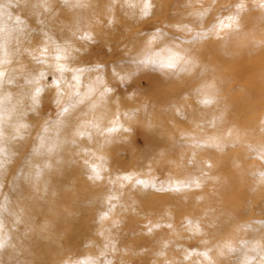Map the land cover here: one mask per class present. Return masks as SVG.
<instances>
[{
    "label": "clouds",
    "instance_id": "clouds-1",
    "mask_svg": "<svg viewBox=\"0 0 264 264\" xmlns=\"http://www.w3.org/2000/svg\"><path fill=\"white\" fill-rule=\"evenodd\" d=\"M0 264H264V0H0Z\"/></svg>",
    "mask_w": 264,
    "mask_h": 264
}]
</instances>
